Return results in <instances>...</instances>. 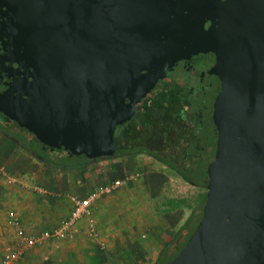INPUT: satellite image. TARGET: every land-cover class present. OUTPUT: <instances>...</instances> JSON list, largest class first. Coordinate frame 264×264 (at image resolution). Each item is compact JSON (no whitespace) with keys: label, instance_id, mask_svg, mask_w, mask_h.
I'll list each match as a JSON object with an SVG mask.
<instances>
[{"label":"water","instance_id":"95a60500","mask_svg":"<svg viewBox=\"0 0 264 264\" xmlns=\"http://www.w3.org/2000/svg\"><path fill=\"white\" fill-rule=\"evenodd\" d=\"M208 51L205 197L161 264H264V0H0V113L51 149L110 157L166 71Z\"/></svg>","mask_w":264,"mask_h":264},{"label":"crops","instance_id":"0c3cea01","mask_svg":"<svg viewBox=\"0 0 264 264\" xmlns=\"http://www.w3.org/2000/svg\"><path fill=\"white\" fill-rule=\"evenodd\" d=\"M144 155L96 158L78 168L55 169L0 135V167H7L0 179V256L5 241L13 246L17 241L15 218L37 241L14 264H158L163 248L202 205L205 189L166 166L149 167ZM42 169L49 174L43 176ZM115 179L124 180V186L93 202V226L79 223L87 237L60 245L44 242L51 231L47 220L65 213L58 224L69 214L70 195L86 196ZM98 246L104 250L97 251Z\"/></svg>","mask_w":264,"mask_h":264},{"label":"trees","instance_id":"16d2710c","mask_svg":"<svg viewBox=\"0 0 264 264\" xmlns=\"http://www.w3.org/2000/svg\"><path fill=\"white\" fill-rule=\"evenodd\" d=\"M184 90L180 91L177 89L164 88L159 92V95L154 94V90H152L143 97L135 105L132 117L126 121L127 125L125 127L123 141H121L122 124L115 127L113 132L115 152L110 157L138 152L145 153L175 170L186 182L205 187L207 181L205 167L206 163L212 158L215 141V129L211 125L210 120H207V118L206 120L204 119V124L200 127L191 120H182L183 122L180 123L179 109L173 114H168V112H166L167 114L164 113L165 116H163L160 109L161 105L158 103L162 98H169L173 95L179 99L176 104L180 105V97L184 96L185 98ZM175 91H178V95L175 94ZM191 95L192 94H188V102L192 101L193 97H191ZM207 116L209 118V114ZM208 128H210L209 131ZM0 135L14 142L21 149L34 156L45 165L55 169L78 168L84 163L92 160L85 158L83 155H70L68 151L62 148L51 149L43 145L26 129L19 127L14 121L7 119L1 113ZM213 135L214 140H211V136ZM182 147L184 148L182 153H184L187 158L185 166L182 168L175 167L165 160V158H167L166 151L172 154L178 152ZM182 153L180 152V154ZM201 207L202 206L192 213L177 232L175 240L176 238L182 237L180 238L181 242L176 252L174 254L168 252L167 257L161 259L158 264L172 258L183 246L186 238L191 233L200 217ZM192 221H194V223ZM174 242L168 247V251L174 250Z\"/></svg>","mask_w":264,"mask_h":264},{"label":"flooded vegetation","instance_id":"af4514ba","mask_svg":"<svg viewBox=\"0 0 264 264\" xmlns=\"http://www.w3.org/2000/svg\"><path fill=\"white\" fill-rule=\"evenodd\" d=\"M216 14L217 12L215 9L213 12V17H216ZM213 27L214 25L212 22L203 21V25L199 30V35L204 37L205 33L209 29H213ZM213 63V53L208 51L205 53L192 55L188 59L178 60L170 69L166 71L165 76L156 82L151 91L154 90L153 93L159 95V92L164 88L177 89L180 91L185 89V98L184 96L180 97L181 104H178L179 106L176 104L177 100H179L176 96L172 95L169 98H162L158 103L161 105L160 109L163 116H165L164 113L166 112H168V114H173L177 109H179L180 123L191 120L195 122L194 124L199 125L200 127L204 124L203 120H206L207 118V120L209 119L211 125L213 126L211 121V106L213 97L219 86L217 77L214 74L207 73L208 69ZM175 94L178 95V91H175ZM188 94H192L191 97H193L192 101L190 102L187 101ZM208 114L209 118L207 116ZM126 125V122L122 123L121 141H123ZM183 147L178 150L179 153L174 152L170 154L166 151L167 158H165V160L175 167L182 168L185 166L187 158L186 155L182 153L184 150ZM180 152L182 154H180ZM154 160L163 164V162L159 160Z\"/></svg>","mask_w":264,"mask_h":264},{"label":"built area","instance_id":"2783aa9c","mask_svg":"<svg viewBox=\"0 0 264 264\" xmlns=\"http://www.w3.org/2000/svg\"><path fill=\"white\" fill-rule=\"evenodd\" d=\"M123 183L124 180L115 179L109 184L100 187L97 191L86 196L79 197L70 195L69 200L71 203V209L69 214L65 218L61 219L56 227L52 229L50 233H46V235H50L55 239H72L77 230L76 228L81 221H85L91 228L94 224L92 211L93 202L99 197V195L111 193ZM34 189L37 191L39 190L38 187ZM12 222L16 227L15 232L17 235V241L15 246L6 247L3 250L0 256V264H14V262L18 260L23 253L30 250L37 241V238L24 232V230L18 225L17 219L14 218Z\"/></svg>","mask_w":264,"mask_h":264},{"label":"rangeland","instance_id":"374dc122","mask_svg":"<svg viewBox=\"0 0 264 264\" xmlns=\"http://www.w3.org/2000/svg\"><path fill=\"white\" fill-rule=\"evenodd\" d=\"M209 129L210 128H208V131H209ZM211 140H214V135L213 136H211ZM144 159L145 160H147V161H149V163H151V166H149V167H152V165H155V166H161V165H163V167L164 166H166V165H164V164H162V163H159V162H157V161H155L154 159H153V157H151V156H149V155H147V154H145L144 155ZM153 162H156V163H158V164H154ZM160 164V165H159ZM167 167V166H166ZM6 168L7 167H3V169L1 168L0 169V179L1 178H4L5 177V175L4 174H6ZM169 168V167H168ZM40 173L43 175V176H45L46 175V173H48L49 174V172H47L46 171V169H42L41 171H40ZM123 185V184H122ZM124 186V185H123ZM204 189H205V187H203ZM31 191H33L34 192V190H31ZM205 192H206V189H205ZM181 193H183V192H181ZM202 206V205H201ZM59 214V213H58ZM60 216L58 217V218H55V219H48L47 221H49V222H47V224H46V226H47V230L48 231H50V230H52V229H54L55 227H56V225L57 224H55L56 222H57V220L58 219H60V218H62V217H64L65 216V213L63 214V212L62 213H60L59 214ZM53 220H56V221H54L53 222ZM49 223H51V224H49ZM55 224V225H54ZM18 225L20 226V223H19V221H18ZM36 225L37 226H39V223H37L36 222ZM31 226H34V225H31ZM50 227V228H49ZM77 230H76V232H75V234H74V237H73V239H71V240H68V239H65V238H61V239H55V238H53V237H51L50 235H48L47 237L48 238H46V240L44 241V242H47V241H52V243H53V245H60V244H62V243H66V242H73V241H76V240H78L79 238H85V237H87L88 235H86L85 233H84V231H85V228H82L81 226H79L78 225V227L76 228ZM48 233H50V232H48ZM31 234H33V235H36V233H31ZM93 234V233H92ZM96 234V233H95ZM5 243V245L3 246V248L2 249H5L6 247H12L13 245H11L10 243L11 242H9V241H5L4 242ZM37 245H40V246H43V245H41L40 243H37ZM36 247V246H35ZM175 247V246H174ZM178 247V246H177ZM177 247H175L174 248V250L172 251V250H167L168 248L166 247V248H163V250H162V256H161V259H163L164 257H167V253L169 252L170 254H174L175 252H176V249H177ZM102 250H104V247H100V246H98L97 247V251H102ZM160 259V260H161Z\"/></svg>","mask_w":264,"mask_h":264}]
</instances>
